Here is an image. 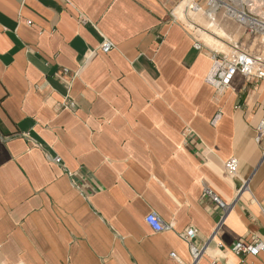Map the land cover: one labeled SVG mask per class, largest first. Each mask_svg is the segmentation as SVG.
Listing matches in <instances>:
<instances>
[{"label":"crops","instance_id":"obj_1","mask_svg":"<svg viewBox=\"0 0 264 264\" xmlns=\"http://www.w3.org/2000/svg\"><path fill=\"white\" fill-rule=\"evenodd\" d=\"M176 4L0 0V264H264L231 251L264 243V80L216 88Z\"/></svg>","mask_w":264,"mask_h":264},{"label":"built area","instance_id":"obj_2","mask_svg":"<svg viewBox=\"0 0 264 264\" xmlns=\"http://www.w3.org/2000/svg\"><path fill=\"white\" fill-rule=\"evenodd\" d=\"M187 9L193 12L204 11L211 16L223 12L226 18L244 27L250 35L262 36L264 38V0H193L188 4ZM113 47L112 43L104 42L101 46V50L104 53H108ZM195 47L196 49H201L198 43ZM211 58L213 61L212 83L216 88H228L231 80L236 74H242L249 81L264 80V59L262 57L253 56L239 48H234V52L231 54L213 52ZM71 106L73 105L71 104ZM263 137L264 121L258 128L257 141L261 142ZM224 167L225 172L233 176L237 173L238 161L231 159L225 163ZM206 197L211 198L215 204L223 210L225 215L228 214L231 206L222 202L212 192H208ZM145 221L154 232L159 233L169 229L155 213L149 214ZM197 234L198 232L194 228H189L183 234V237L190 243L195 263H197L202 256V252L197 250L192 244ZM231 251L237 255L248 254L257 256L259 253L264 252V243L256 240L250 243L237 242L232 246ZM175 257L176 256L173 254L172 258Z\"/></svg>","mask_w":264,"mask_h":264},{"label":"rangeland","instance_id":"obj_3","mask_svg":"<svg viewBox=\"0 0 264 264\" xmlns=\"http://www.w3.org/2000/svg\"><path fill=\"white\" fill-rule=\"evenodd\" d=\"M168 1V0H165ZM191 1L193 0H182V1H178V4H176V6H180L181 3H184V5H182V8L185 10L186 15L185 16H180L177 12H176V8L175 13L180 16L181 18H186L188 15L192 18H196V20L204 27L205 30H207L206 33H208L210 35L206 36V34H203L201 32H199V35H201L204 39L205 42L207 43V45L209 46H213L214 44H218L220 46V49H218L220 52H223L224 54H231L234 52V48L229 45V43L234 40V33L236 32V29H238V27L243 28L244 30H246L244 27L240 26L239 24L235 23L234 21H232L231 19H228L224 16L223 12L217 13L215 15V22L212 20H209V18H204L201 15L202 14H198V12H193L187 9L188 4L191 3ZM255 1V0H254ZM245 6V5H244ZM247 8V7H246ZM207 28V29H206ZM223 30L226 31L227 34H225L223 32ZM220 37L222 38L224 41H226L228 44H226L224 46L219 44L217 41H219V39L217 38ZM258 39H254L252 38V40H250L247 43V47L249 49L248 53L254 54V56H258V57H262L264 59V38L262 36H258ZM217 39V41L215 40Z\"/></svg>","mask_w":264,"mask_h":264},{"label":"bare ground","instance_id":"obj_4","mask_svg":"<svg viewBox=\"0 0 264 264\" xmlns=\"http://www.w3.org/2000/svg\"><path fill=\"white\" fill-rule=\"evenodd\" d=\"M188 1V0H187ZM185 3V2H184ZM184 3H181L180 6H178L176 8V12L182 17V16H185L186 13H185V10L182 8V5H184Z\"/></svg>","mask_w":264,"mask_h":264}]
</instances>
